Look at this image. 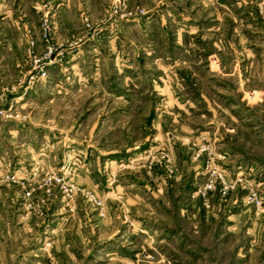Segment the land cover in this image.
Returning a JSON list of instances; mask_svg holds the SVG:
<instances>
[{
	"label": "rangeland",
	"instance_id": "374dc122",
	"mask_svg": "<svg viewBox=\"0 0 264 264\" xmlns=\"http://www.w3.org/2000/svg\"><path fill=\"white\" fill-rule=\"evenodd\" d=\"M0 264H264V0H0Z\"/></svg>",
	"mask_w": 264,
	"mask_h": 264
}]
</instances>
